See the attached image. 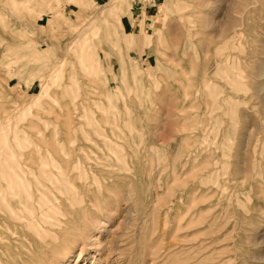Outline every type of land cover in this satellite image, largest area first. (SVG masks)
<instances>
[{"label": "rangeland", "instance_id": "374dc122", "mask_svg": "<svg viewBox=\"0 0 264 264\" xmlns=\"http://www.w3.org/2000/svg\"><path fill=\"white\" fill-rule=\"evenodd\" d=\"M39 263L264 264V0H0V264Z\"/></svg>", "mask_w": 264, "mask_h": 264}, {"label": "bare ground", "instance_id": "6f19581e", "mask_svg": "<svg viewBox=\"0 0 264 264\" xmlns=\"http://www.w3.org/2000/svg\"><path fill=\"white\" fill-rule=\"evenodd\" d=\"M263 89V88H262ZM259 126V125H258ZM263 128V127H262ZM263 133V132H262ZM51 236V235H50ZM45 260V259H44ZM48 261V260H47ZM40 264V263H39Z\"/></svg>", "mask_w": 264, "mask_h": 264}]
</instances>
